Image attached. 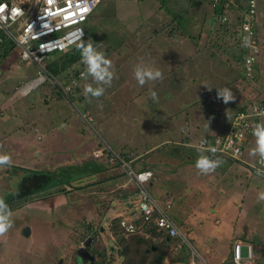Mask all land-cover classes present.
Masks as SVG:
<instances>
[{
  "label": "rangeland",
  "instance_id": "rangeland-1",
  "mask_svg": "<svg viewBox=\"0 0 264 264\" xmlns=\"http://www.w3.org/2000/svg\"><path fill=\"white\" fill-rule=\"evenodd\" d=\"M132 3L100 0L80 24L86 40L99 30L108 33L105 25L113 26L114 23L118 31L110 34L111 37L124 39L125 48L120 51L111 49L116 47L114 43L109 44V52L104 42L97 45L106 52L115 72L111 86H106L99 99L89 102L85 98L83 87L85 83H91V79L86 81L82 77L67 99L55 97L45 100L44 90L51 87L47 80L22 95L19 89L37 77L38 67L20 61L14 46L4 58L6 65L0 66V104L5 103L0 106V111L5 107L7 110H2L3 115L0 116V153L11 156V165L47 169L50 171L49 180L64 191L47 200L49 203L37 199L11 211L13 226L0 236V264H75L76 248L91 233L93 240L89 242L88 252L102 250L107 255V264H120L116 240L122 231L116 227L115 221L117 218L130 219L126 209L132 205L134 209L138 197L115 155L131 160L132 168H154V180L146 189L157 201L162 199L161 194L165 190L177 196L180 192L179 197L183 201L178 208L175 204L174 209L184 210L187 216L200 212L197 220L203 221L202 225L197 221L194 226L189 223L188 229L180 228L187 232L193 251L200 252L198 242L203 241L208 247L216 239L223 249L220 254L226 256L231 242L240 239L243 244L256 245L257 261L264 264V201L257 200L258 194L264 192V179L237 162L219 156L216 157L221 158L223 164L213 172L201 174L195 168L199 155L197 149L189 147L182 150L180 146L185 132L190 134L193 143L210 134L221 136L233 111H237L249 96L264 99V1L256 0L261 31L257 48L258 69L253 84L241 76L239 61L235 59L237 49L233 46L230 31L220 23H213L211 28L201 20L192 19L190 10L186 11L191 4L189 1L187 6L171 9L175 11L172 13L187 12L179 21L182 25L192 21L193 26L190 25L188 31L192 38H178L183 51L165 65L168 75L163 74L162 79L148 82L143 87L134 79V66L153 63L154 55L148 53L147 45L152 46L155 42L152 35L169 16L160 11L161 15L154 20L158 23H147L138 33L133 29L137 23L133 14L130 20L126 19V14L133 12L126 6ZM194 9L191 10L192 16L197 14ZM172 17L173 14L170 19ZM120 21L127 26L121 25ZM178 32L175 29L174 33ZM170 33H173L172 29ZM139 35L145 37L135 38ZM60 55L62 52L49 54L45 69ZM84 70L80 59L53 76L63 83L69 74ZM199 77L201 81H198ZM223 87L230 88L234 95V100L227 104L217 96V89ZM26 88L27 85L21 91ZM152 90L158 96L155 102L150 99ZM207 122L209 129L206 128ZM245 142L241 160L244 158L254 165L259 156H252L250 152L255 148L256 137L249 135ZM157 148L159 150L154 151ZM98 167L103 170L92 176L86 174ZM259 168L264 171V164ZM22 174V170L13 172L9 166L0 167V197L2 192L15 188ZM214 179L216 182L210 190L221 189L224 192L215 199L217 193L206 199L196 186L200 184L205 188ZM173 184L176 189H171ZM184 186L191 191L183 192ZM173 201L174 198L171 199ZM218 208L217 214L215 210ZM218 216L220 222L214 225ZM213 225L220 231L214 232ZM227 225H234L230 241L225 236L229 235ZM24 226L29 228L27 236L20 234ZM146 239L152 240L158 247L157 251L164 253L163 264H172L175 258L184 256V252L188 259L194 258L193 251L187 246L182 245L175 251L172 240L163 243L156 234L148 235ZM244 250L243 246V253ZM133 254L131 252L128 256ZM96 258L98 262L99 256ZM185 260L184 257L178 259Z\"/></svg>",
  "mask_w": 264,
  "mask_h": 264
},
{
  "label": "built area",
  "instance_id": "built-area-1",
  "mask_svg": "<svg viewBox=\"0 0 264 264\" xmlns=\"http://www.w3.org/2000/svg\"><path fill=\"white\" fill-rule=\"evenodd\" d=\"M99 2L100 0H0V45L5 41L11 42L20 61L38 67L37 77L25 84L27 88L24 91L21 89L25 86L19 89L22 95L46 80L51 87L56 86L57 91L65 99L71 95L77 80L82 77V72L69 74L68 82L62 83L45 69V61L49 54L64 52L85 39L86 34L80 24L93 12ZM209 5L213 10L220 6V1L209 0ZM241 7L232 21L226 15H221L217 19L221 24L228 22L231 25L234 22L243 59L241 75L246 82L253 84L256 73L253 66L257 62V48H259L254 31L260 25L256 13V0H245ZM230 8L235 7L232 5ZM30 84L32 85L29 86ZM257 107L264 109V100L249 97L237 111L233 112L230 123L221 136L214 133L203 136L193 143L190 134L185 132L184 135L188 140L183 145L197 149L202 141H207V146L217 149L215 156L243 164L249 170L254 168L261 170L260 157L253 162L254 165L249 164L244 158L243 161L241 160L245 151L246 137L252 135L254 126L264 119L256 114ZM206 155L212 154L206 153ZM115 157L121 164L123 174L132 183L133 189H137L135 194L138 197L135 210L128 215L130 219L119 221L122 236L136 234L146 238L148 234L145 227L152 223L174 242L175 251H178L182 245L191 248L187 234L178 228L167 213L171 202L159 203L146 189L150 179L154 180L152 173L149 170L136 171L130 166L131 160L119 158L117 155ZM255 251L254 245L243 244L239 239H235L229 247L228 261L221 264H254L257 257ZM192 255L194 258H186V262L177 260L172 264H208L199 257L197 251L194 250ZM194 259H197V262H194Z\"/></svg>",
  "mask_w": 264,
  "mask_h": 264
},
{
  "label": "trees",
  "instance_id": "trees-1",
  "mask_svg": "<svg viewBox=\"0 0 264 264\" xmlns=\"http://www.w3.org/2000/svg\"><path fill=\"white\" fill-rule=\"evenodd\" d=\"M219 1H220V6L218 5L217 8L212 10L213 17L216 19L218 23L220 22L217 19V17L221 15H226L227 17H231L233 15L234 12L231 11V8H230L232 5L235 7V9L242 8L240 4L237 3L236 5L230 2L229 0H219ZM206 2L210 8L209 0H206ZM194 5H195V1H193L190 4V6L187 8L186 11L191 10L194 7ZM165 10H166L165 13L168 14V10L167 9ZM186 11L182 10L181 12H177L174 15L179 16L181 14V17H184ZM190 23L186 21L185 25H182L179 19L174 18L173 16L171 19H168L167 21H163V25L159 28L157 32H165V34H168L169 37L188 36L189 38H192V36L188 34V31H190L191 29L190 25L193 26V23L192 22ZM123 24L124 23L121 22V25ZM115 25H116L115 23L113 24V26L105 25L106 29H109L108 33L104 34L102 33V30H99L98 32H94L93 34H90L91 36H89L87 40L91 39L96 45L104 42L107 48L109 47L110 43H114L116 47L114 48L111 47V49H117L119 51L120 49H124L125 48L124 43H123L124 39L122 38L119 40V38H117L118 40H114L113 37H111L110 35L114 33L115 30L118 31V28H116ZM220 25L224 26V28L228 29V31H230V34H232L233 46L237 49V53H235L236 54L235 59H238L240 68H242L243 59L241 57V54H242V52L240 51L241 44L238 39L237 29L235 28L234 25L232 24L230 25L228 22H225L223 24L220 23ZM171 29L173 30V33H170ZM175 29H178L179 32L174 33ZM259 31H260V27L255 28L254 36H255L257 44L260 42ZM87 40L84 39L83 41L86 42ZM77 44L71 47L70 49L62 52V55H60L57 59H54L50 63H48L47 70L49 71L50 74L56 76L62 73L64 70L68 69L73 64L77 63L81 59L80 51L77 48ZM212 46H214V44ZM12 48H13V44L8 41H5L3 42L2 45H0V62L6 57V55L11 51ZM109 50L110 49L108 48V52ZM155 59L156 60L153 61L152 65L159 68L162 74L167 76L168 74H167V69L165 65H167V62L170 59H166L161 56H157V58ZM253 67H254V70L256 71L258 69V62H256ZM79 72H82V71H79ZM184 77H186V75H184ZM198 81H201V79L199 78ZM66 82H68V77H66V81H63V83H66ZM168 82L170 83V80H168ZM44 91H46V94L43 96L45 100L46 99L48 100V98H55V97L59 98V100L65 99V97H63L60 94V92L57 91L56 86L50 87V89H45ZM254 98H256L257 100H261L255 96ZM187 140L188 139L186 137L183 138V141L180 144V146L182 145L181 146L182 150L189 148L183 145V143ZM190 149H195V148L190 147ZM157 150H159V148L155 149L154 151H157ZM240 165L247 168V166L243 164H240ZM9 167H11V171L13 172L16 170L23 171V174L20 176V178L15 183L16 184L15 188L5 193L2 192L3 195H1V197L8 204L11 211L14 209L20 208L21 206L27 203H30L34 200H37V199L41 201H47V200L54 199L57 194H60V193L63 194L62 192L64 191L63 188H61V186H58V185H53V183L49 180L48 174L50 173V171H48L47 169H27V168L19 167L16 165H10ZM148 168L150 167L143 166L142 169H148ZM142 169H137V170H142ZM102 170H103L102 167H98L97 170L95 171L89 170L88 172H86V174H90V176H92V174H97L96 172L99 173ZM133 191L135 194L137 192V189H133ZM119 221H120V218H117V220L115 221L116 227L122 231ZM147 225L148 226L145 227V231L149 236L152 234L154 235L156 234V236L158 235L160 236L163 243H167L170 241V238L166 234H164L162 231L156 229L152 223L147 224ZM121 236L120 238H117L116 240V243H117L116 252L118 256L121 258L120 264H163L164 253L159 252V250L157 251L158 247H156V244H154L152 240L146 239L145 237H142L136 234H128L125 237L124 236L121 237ZM131 252H134L133 254L134 256L129 257L128 255L130 254L131 256ZM89 254L93 256V264H107V261H106L107 259L105 258L106 254H104L102 250L100 252H96V251L89 252ZM98 256L100 260L97 262L96 257ZM228 257H229V253H227L226 261H228ZM181 258L182 256L177 257L174 260L177 261L178 259H181ZM254 264H259V262L257 261V257L254 260Z\"/></svg>",
  "mask_w": 264,
  "mask_h": 264
},
{
  "label": "clouds",
  "instance_id": "clouds-1",
  "mask_svg": "<svg viewBox=\"0 0 264 264\" xmlns=\"http://www.w3.org/2000/svg\"><path fill=\"white\" fill-rule=\"evenodd\" d=\"M77 48L80 51L81 63L85 66V70L81 74L82 78L86 81L89 80V78L91 79V83L84 84L83 95L89 102H91L92 99H99L104 95L106 86H111L112 81L115 78L114 66L112 61L107 57V54L103 50V48L97 47V45L91 39L87 40L86 42L81 40L77 44ZM162 75L163 74L159 70V68L155 67L152 64H137L134 66L133 70L134 79L141 87H143L148 82L155 83L156 81L162 79ZM217 96L219 98H222L223 102L226 104L234 100L233 92L228 87L217 89ZM150 99L154 102L158 100V96L155 90H152L150 92ZM256 114L258 116L264 117V109H259L257 107ZM206 128L209 129L208 122L206 124ZM253 135L256 137V145L255 148L250 152V155H258L260 157L259 162L261 164H264V119L260 120L254 126ZM216 151V148L207 146V141H202L198 146L197 152L199 153V155L197 156V159L195 161V168L201 174H208L210 172H213L216 168L223 164V160L215 156ZM204 153H211L212 155H205ZM10 165L11 156L7 153H0V167ZM134 169L138 171L136 168ZM151 182L152 180L150 179L147 186H149ZM257 200L258 202L264 201V192H260L258 194ZM134 210L135 209H133L131 212H133ZM131 212H128L127 214L129 215ZM12 226L13 220L11 210L5 200L0 197V236L5 235ZM82 245L83 243L80 246ZM183 257H185V259L187 258L185 254ZM186 261L187 259L185 260V262Z\"/></svg>",
  "mask_w": 264,
  "mask_h": 264
},
{
  "label": "crops",
  "instance_id": "crops-1",
  "mask_svg": "<svg viewBox=\"0 0 264 264\" xmlns=\"http://www.w3.org/2000/svg\"><path fill=\"white\" fill-rule=\"evenodd\" d=\"M129 1L134 2V3H132L133 5H130V6L128 5L126 7L127 8L130 7L131 8L130 11H133V12L127 13L126 19L130 20L131 19L130 15L133 14V18H134L135 22H137V23H136V26L134 28L133 27L132 28L134 30H136L138 33L141 32L142 28L145 27V25L147 23L149 24L150 22H154L155 18H157L161 15L160 11L164 14V16H169L168 19H170L171 14H173V16H175L174 15L175 13H172L175 11L171 8L187 6L189 1L191 3L193 1H195V5L193 8H196L194 10L197 12V14L195 16H192L191 10L193 8L189 11L192 19H194L195 21L201 20L202 24L206 23V25H208V27H211V28L214 25L213 23H215V22L218 23L216 21V19L213 17L212 10L209 8L206 0H129ZM229 1L236 4V5H237V3H239L240 5H242L244 3L243 0H229ZM165 9L168 10V14L165 13L166 12ZM238 9L231 8V11H233L234 13L230 17V21H232L233 16L237 15L236 13H237ZM179 16H175V17H177L178 19H180L182 21V19L184 17H181V14ZM165 21H167V20H165ZM190 22H192V21H190ZM156 23H158V22H154V24H156ZM231 24L234 25V22ZM125 26H127V25L125 24ZM260 31H261V28H260ZM152 36L155 39V42H153V44L151 43L152 46H148L147 42H145V44L149 48L148 53L149 54L152 53L154 55L153 60H156L155 58H157V56H161V57L166 58V59H172L174 56L176 57L177 53L183 51V49L180 48V46L178 45V42H177L178 38H182L181 36L169 37L168 34H162L161 32H157V33H155V35H152ZM144 37H145L144 35L135 36V38H139V39H143ZM141 55H142V53H141ZM4 60L5 59H3L0 62V66H1V64L6 65ZM201 71H202V73H201V75H202L203 70H201ZM1 73H2V70L0 71V76H1ZM199 78L201 79V77H199ZM0 82H2V81H0ZM2 92L4 93L6 91L3 90ZM2 103L4 104L5 102H2ZM2 103L0 104V106L2 105ZM5 108H3L2 110H4ZM2 110L0 111V116L3 115ZM6 110H7V108H6ZM56 118L58 119V115H56ZM146 167H150V168H148V170H150L152 172V176L154 178V174H153L154 168H151V166H146ZM215 179L211 183H209L205 188H202L200 186V184L198 187L196 186V189H201V191H202L201 193H203L202 195H204V198L207 199L208 197H212L213 194L217 193V195L214 196V199H215L218 197V195L220 196L221 194H223L224 190H221V189H218L217 191L210 190L211 187H213V184L216 182ZM194 184H195V182H194ZM173 188L176 189L174 184L171 186V189H173ZM182 190H183V192H187V191H191V188L188 187V189H186V187L184 186ZM179 194H180V192L178 193V196L173 195L170 190H168V191L165 190V192H163V194H161L165 198H163V197H162V199L160 198L159 199L160 201H158V202L163 204L167 200H169L171 202V199L174 198L175 203H174V201H173V203L172 202L170 203L169 208L170 207L171 208L170 209L168 208L169 211L167 209V213L170 212L171 215L168 213L169 216L170 217L172 216L171 218L174 220V222L177 224V226L179 228L185 227V229H188L189 223H192V226H194V223L196 224L197 221H198V224L202 225L203 221L197 220L200 212H198L197 215L187 216V214L184 210L181 209L180 211H177L174 209L175 204H177V208H178L180 206V202L183 201V199L181 197H179ZM197 208H198V206H197ZM132 209H133V205L128 206L126 209V212H131ZM216 212H217V214L219 213V208L217 209V211L215 210V213ZM216 218H218V221H214V223H213L214 225H218L220 222L219 216ZM214 225H213V231L219 232L220 229ZM227 229L229 231V235L228 236L225 235V236L228 237L229 241H230V237H231L232 232L234 230V225H232L231 227H228V225H227ZM184 232L187 234L186 231H184ZM217 241L218 240H216V239L213 240V243L211 244L212 246H208V247L205 244H203V241L197 243L198 249L200 251V252L197 251L199 254V257L202 258L203 260H205L208 264H221L222 262H226L227 255L224 256L225 254L224 255L220 254L223 249L221 247V244H219ZM75 263L77 264L76 257H75ZM79 264H80V262H79Z\"/></svg>",
  "mask_w": 264,
  "mask_h": 264
},
{
  "label": "water",
  "instance_id": "water-1",
  "mask_svg": "<svg viewBox=\"0 0 264 264\" xmlns=\"http://www.w3.org/2000/svg\"><path fill=\"white\" fill-rule=\"evenodd\" d=\"M251 171L255 174L258 175L259 177L264 179V172L260 171L258 169H251ZM29 232V228L27 226L22 227V229L20 230V234L23 236H27ZM93 235V234H92ZM93 240V236H89L86 238V240L83 242L82 246H78V248L76 249V259L77 261H84L85 260V256H87L88 260H89V264H93V256L91 254H89V252L87 251V248L89 247V242Z\"/></svg>",
  "mask_w": 264,
  "mask_h": 264
},
{
  "label": "flooded vegetation",
  "instance_id": "flooded-vegetation-1",
  "mask_svg": "<svg viewBox=\"0 0 264 264\" xmlns=\"http://www.w3.org/2000/svg\"><path fill=\"white\" fill-rule=\"evenodd\" d=\"M91 234H92V233H91ZM91 234H89V236H91ZM77 248H78V247H77ZM77 248H76V249H77ZM75 251H76V250H75ZM75 253H76V252H75ZM76 258H77V257H76ZM78 261H79V260H78ZM78 261H77V264H79V262H80V264H89V260H88L87 256H85V260H84V261H82V262H81V261L78 262Z\"/></svg>",
  "mask_w": 264,
  "mask_h": 264
}]
</instances>
